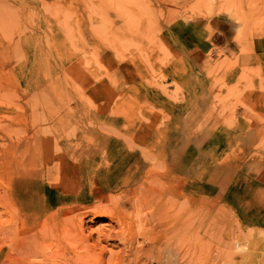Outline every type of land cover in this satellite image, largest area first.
Returning <instances> with one entry per match:
<instances>
[{
  "label": "rangeland",
  "instance_id": "rangeland-1",
  "mask_svg": "<svg viewBox=\"0 0 264 264\" xmlns=\"http://www.w3.org/2000/svg\"><path fill=\"white\" fill-rule=\"evenodd\" d=\"M0 2V18L7 15L9 22L4 20V17L0 20L16 25L10 35V38L15 36L14 42H8L10 38L4 37L11 31L8 30L7 24L2 23L6 26V30L2 27L6 33L0 31V262L3 229L7 227L9 220L12 224L15 222L18 225L16 212L8 201L5 203V174L2 170L4 152L25 153L24 163L19 167L11 187L13 189L14 186H22L23 192L27 195L22 199L12 195L15 206L21 215L23 213L22 217L27 219V225L39 223L42 216L49 215L52 211L56 212L58 220L62 222L61 215L66 217L64 211H68L71 212L68 214L70 217L80 216L83 235L95 240L96 229L99 227L105 230L107 228L117 230V227L112 223L111 226L103 225L109 223L104 217L92 219L88 215L93 209L91 206L94 205L92 200L95 194H105V190L92 186L90 180L94 178L93 176L104 180L106 177L104 175L99 177L96 169L89 171L88 178L79 176V163L92 152L98 155L101 152L107 154L112 150L119 157L133 155L136 159L139 158V165L144 162L146 166L145 171L134 176L131 181L133 170L125 172L129 177L125 175L127 179L123 180L130 183H135L136 179L141 177L137 190L131 191L132 197L129 195L130 192L126 195L122 193L127 198L122 194L112 197V202L116 198L115 202L120 205L124 199H128L125 205L134 210L121 207L124 212L129 210L125 212L129 215L127 218L149 221L154 231L152 234H157L144 244L138 235L139 231L136 232L137 236L132 238L138 237L136 244L139 249L134 244L132 253L137 251L138 255H151V252H154L155 255L162 257L163 249L170 246L169 251H164L174 254L164 255L170 257V264H174V257L177 263L180 258L178 264L188 262L223 264L221 261L216 263L215 257L217 254L220 256V252L217 251L222 245L230 242L229 250L232 251L235 244L243 250L241 259L243 264H264V223L248 219L239 221L237 207H225L221 199L208 196V192L213 191L206 186L209 181V178L206 179L208 168L213 165L217 171L225 169L224 161L227 160L229 143L222 139L225 128L229 129L230 116L239 107L247 110L246 104L251 100L248 95L242 93L243 91L238 90L232 91L234 93L227 94L226 97L219 95L214 98V108L217 107L219 110L217 124L210 129L219 140L210 146V154L214 156L215 161L206 166L204 142L173 141V137L179 131L177 127L175 131V116L182 113L181 110L176 111L173 108L179 107L183 102L181 95L183 84H180L178 77L187 73V67L171 42L175 32L179 31L175 27L194 23H205L208 26L213 18L224 17L236 26L234 43L240 47L242 53H248L251 40L262 35L263 5H247L243 0H0ZM4 4L6 5L3 6ZM13 18L18 21L14 19L15 23ZM1 35L5 38L4 41ZM235 64L236 62L219 64L214 75L210 72L208 80L211 87L218 86V90L227 87V92L230 91L223 72L232 69ZM242 71L238 82L243 83L244 90L247 91L252 78L247 68L243 67ZM202 80L206 81L205 78ZM260 82L264 87V82ZM142 87L149 89L148 96L142 94ZM261 90L264 91L263 88ZM233 98V103H227ZM261 105L264 106V98ZM206 121L203 120L197 133L206 128ZM260 121L264 124V115ZM236 146L233 145L231 151H236ZM195 148L199 150V155L197 159H192V167L189 161L186 164H179L185 157L183 159L170 157L172 149L175 151L182 149L183 155L192 152L195 155ZM257 148L264 151V138ZM47 156L49 161L41 164L42 158ZM107 160L109 161L103 159V163L107 162L104 164L111 168L110 173L113 174L112 169L117 167V165L115 168L112 167L115 160L108 157ZM175 165L181 167L177 168ZM123 169L118 172L122 175H116L113 179L124 176L121 173ZM130 169H134V166ZM83 187L90 193L89 197L83 194ZM177 190L181 193L177 194ZM29 197L32 201H29ZM63 197L71 202L69 204L62 202ZM54 198H58V201ZM133 198L137 199L136 202ZM50 202L54 204L51 205ZM59 202L61 205H58ZM139 205L141 206L137 207ZM169 207L172 209H167ZM83 208L86 211H83ZM78 216L73 217V221L80 220ZM154 219L158 220V223H154L156 222ZM202 230L204 233H201ZM182 231L185 232L184 235ZM172 233L175 235L172 236ZM187 239H191L190 243L187 242L189 244H185ZM200 242H204L202 247L199 246ZM103 244L109 249L116 245L117 248L113 247L114 251H119L122 247L116 241ZM83 248L84 243L78 250ZM158 248L160 250L156 253ZM163 257V261L168 260ZM200 257L203 259L202 262Z\"/></svg>",
  "mask_w": 264,
  "mask_h": 264
},
{
  "label": "crops",
  "instance_id": "crops-1",
  "mask_svg": "<svg viewBox=\"0 0 264 264\" xmlns=\"http://www.w3.org/2000/svg\"><path fill=\"white\" fill-rule=\"evenodd\" d=\"M243 1L247 2V5L264 6V0ZM235 27L232 21L224 17L213 18L208 26L205 23H194L175 27L179 31L175 32L171 42L174 50L185 62L187 73L178 77L180 84H183L181 86L183 102L179 107L173 108V110L182 111L181 115L175 116V131L177 128L179 131L173 137V141L175 143L204 142L206 166H210V163L215 161L214 156L210 154V146L219 140L210 129L211 126L217 124V111L219 110L217 107L214 108V98L219 95L226 97L227 94L236 92L234 90L243 91L244 95H248L251 101L246 104L247 110L237 108L230 116L229 129L225 128L223 131L222 140L229 143L227 160L224 161L225 169L217 171L213 165L208 168L206 179L209 178V181L206 186L207 189L213 191L208 192V196L212 195L213 198L221 199L225 207H237L239 221L248 219L264 223V151L257 148L264 138V124L260 121L261 116L264 115V106L261 105V100L264 98V91L261 88L264 89V87L260 82H264V27L261 30L262 35L251 40L248 53H242L240 47L234 43ZM234 62L236 64L232 69L223 72L225 83L230 87L229 93L227 87L222 90H218V86L211 87L208 80L210 72L214 75L219 64H233ZM243 67L247 68L252 78L247 91L244 90V84L238 82ZM203 78L206 81L202 80ZM148 93L149 89L142 87V94L148 96ZM233 102L234 98L227 101L229 104ZM205 119L207 120L206 128L197 133ZM233 145H237L236 151H231L230 148ZM172 152L173 155H171ZM182 153V149L177 151L172 149L170 157L174 159L185 157L181 163L179 161V164H186L189 161L192 167V159H197L199 150L196 149L195 155L194 152L186 155ZM96 155V152H92L85 156L83 162L79 163V176L90 175L89 171L95 165ZM107 155L115 160V165H117L114 173H110L105 180L95 176L90 180L92 186H97L101 190H106V187L111 185L113 181L111 178L118 176L122 168H124L122 171L124 175L125 172L133 170L130 181L134 176L145 171V163L141 162L139 165V158L136 159L133 155L119 157L112 150L108 151ZM132 166L134 169H130ZM175 166L181 167L180 165ZM84 177L81 178L82 183H84ZM236 183L237 186H235ZM83 189V194L89 197L90 194L84 187Z\"/></svg>",
  "mask_w": 264,
  "mask_h": 264
},
{
  "label": "bare ground",
  "instance_id": "bare-ground-1",
  "mask_svg": "<svg viewBox=\"0 0 264 264\" xmlns=\"http://www.w3.org/2000/svg\"><path fill=\"white\" fill-rule=\"evenodd\" d=\"M3 1V0H2ZM202 1V0H201ZM250 2V0H249ZM256 2V1H254ZM5 3V1H4ZM1 4V2H0ZM6 4H4L3 6H5ZM255 5V4H254ZM45 9V8H44ZM224 9V8H223ZM1 10V9H0ZM12 10V8H11ZM10 10V11H11ZM14 10V8H13ZM17 11V10H16ZM2 12V11H1ZM45 12V11H44ZM58 12V10H57ZM56 12V13H57ZM13 13V12H12ZM16 13V12H15ZM14 13V14H15ZM31 13V12H30ZM59 13V12H58ZM4 14V13H3ZM237 14V13H236ZM16 15V14H15ZM17 16V15H16ZM15 16V17H16ZM237 16V15H236ZM4 17V16H3ZM1 17L0 19H4L7 20L9 22V17L7 15H5V17L3 18ZM8 17V18H6ZM52 17V16H51ZM63 17V16H62ZM12 18V17H11ZM10 18V19H11ZM18 18V17H17ZM30 18V17H29ZM16 20V18H13L12 20ZM63 19V18H61ZM239 19V18H237ZM2 20H0V31L1 32H5L4 29L6 28V26H4L5 24H7L8 30L10 29L11 31L8 34L7 32V36L5 34L4 37L10 38V35H12V32H14L13 30H15L14 26L16 25H11L12 23H4ZM14 22L16 23V20ZM11 21V20H10ZM57 22V21H56ZM2 23H4V25H2ZM21 23V22H20ZM238 23V22H237ZM65 24V23H64ZM18 25V24H17ZM2 27H4V29L2 30ZM6 30V29H5ZM6 33V32H5ZM17 33V32H16ZM3 35V34H2ZM1 35V38L3 39V41L5 40V38H3V36ZM44 36V34H43ZM15 40V36H12L8 42H14ZM74 40V39H73ZM18 41V40H17ZM45 41H47L45 39ZM70 42V41H69ZM16 137V136H15ZM54 143V142H53ZM29 144V143H28ZM55 146H53L54 148ZM31 148V147H30ZM14 151V150H13ZM20 151V150H19ZM54 151V149H53ZM39 152V150H38ZM5 156H4V160L3 161V173L5 174V178H4V184H5V199L6 202L7 201L10 203V205L12 206V208L14 209V211L16 212V216L18 219V225H16V223L13 221L14 219L12 218V222H14V224L11 223V220H9L7 222V227H5L3 229V247H2V258H1V262L0 264H170V257H165L166 254L168 255L169 252L164 253V251H167L169 249V247L167 249H163V255L165 258H168V260L163 261L161 255L159 256L158 254L155 255L154 252H151V255H138L139 253H137V251L132 253L134 244L136 246V248H138V244H136V239L138 238H132L133 236H135L139 231L138 235H140L141 241L142 243L146 244L147 242H149V240L152 239V237L154 238V236H156L157 234L153 235L152 233H154L153 231V227L152 225L149 223V221L143 220V219H137L136 221L133 220L132 218H127L129 217V215L125 212H129V210L127 211L126 208H129L128 206L125 205V201L128 199H124V201L120 204L116 203V198L114 199L115 201L112 202V197H118V195L124 193L125 195L127 194V192H130L129 195L132 197L133 192H131L133 189H136L138 187V185L141 182V177H138L135 181V183H130L128 182V180L124 181L123 179H127L124 176H121L120 178L116 177L115 179H113V181H111V185H109L108 187H106L107 189L105 190V194L100 193L99 195L95 194V198L92 200V202L94 203V205L91 206V208L93 209H89V213L88 215L91 216V218H106L108 219L107 221L109 223L103 224L105 226H111L110 223L115 224V226L117 227V230H115L114 228H111L110 230H105L104 228L99 227V229H96V238L95 240H91L90 237H86L83 235L82 233V220L79 217L80 220L73 221V217H70V215H68V211L65 212L64 209V213H66L67 215H65L66 217H64V215H61L62 217V222H60V220H58L56 212L52 211L50 212V214L47 216H42L41 221L39 223H30L29 225H27L26 220L24 219L23 213L21 215L20 210L15 206L13 197L15 198H20L22 199L23 196H27L26 193L23 192V188L22 186H14L13 189L11 187V183L13 182V179L19 169V167L24 163V159L25 156L23 153L21 152H11V151H6L4 152ZM102 154V155H101ZM98 154L97 158H96V162L95 165H93V169H96L97 171V175L99 177H102L101 175H104V177H107L110 174V167H108L107 165H105L104 163H107V157L108 159L109 156L105 153ZM4 155V154H3ZM104 155V156H103ZM43 160H41V164L43 163H47L49 161V156H47V158L43 157ZM52 159V157H51ZM103 159H106V161L103 163ZM61 160V159H60ZM53 161V160H52ZM2 163V162H1ZM58 163V162H57ZM112 163H115V161H113ZM51 164V163H50ZM64 165V163H62ZM102 164V165H101ZM116 166L115 164L112 165V167ZM1 168V167H0ZM45 168V167H44ZM67 169V168H66ZM116 169V168H115ZM112 169V170H115ZM42 170V169H41ZM108 170V171H107ZM34 172V171H33ZM88 172V171H86ZM23 173V171H22ZM92 173V172H91ZM122 173V172H121ZM61 174V173H60ZM59 174V175H60ZM120 174V173H119ZM63 175V174H61ZM122 175V174H120ZM17 176V175H16ZM93 176V175H92ZM129 177V174L126 175ZM61 177V176H59ZM63 177V176H62ZM56 179H58L56 177ZM63 179V178H61ZM77 179V178H76ZM104 179V178H103ZM75 180V179H74ZM73 180V181H74ZM81 180V179H79ZM90 180V179H89ZM92 180V179H91ZM94 181V180H93ZM57 182V181H56ZM75 182V181H74ZM78 182V181H77ZM42 183V182H41ZM54 183V182H51ZM63 183V182H62ZM90 183V182H89ZM130 183V184H128ZM61 184V183H60ZM82 184V183H81ZM90 185V184H89ZM116 185V186H114ZM175 185V184H174ZM64 186V185H63ZM43 187V186H42ZM179 188V186H178ZM60 189V188H59ZM98 189V188H97ZM161 189V188H160ZM164 189V188H163ZM90 190V189H89ZM88 190V191H89ZM92 190V189H91ZM137 190V189H136ZM93 191V190H92ZM91 191V192H92ZM153 191V190H152ZM156 191V190H155ZM62 192V191H61ZM64 192V189H63ZM67 191H65L66 193ZM175 192V191H174ZM89 193V192H88ZM150 193V192H149ZM161 193V191H160ZM181 193V192H180ZM177 190V194H180ZM81 194V192H80ZM90 194V193H89ZM122 194V196L124 195ZM154 194V193H153ZM157 194V192H156ZM67 195V194H66ZM124 195V196H125ZM151 195V194H150ZM173 195V194H172ZM43 196V195H42ZM70 196V195H69ZM82 196V195H81ZM137 197V196H136ZM152 197V196H151ZM4 198V197H3ZM43 198V197H42ZM45 198V197H44ZM43 198V199H44ZM52 198V197H51ZM81 198V197H80ZM84 198V197H83ZM124 198H127L126 196ZM149 198V197H147ZM160 199V197H158ZM157 198V199H158ZM29 201L32 199L29 197L28 198ZM53 199V198H52ZM55 200H57L58 198H54ZM117 199H121V198H117ZM151 199V198H150ZM4 200V199H3ZM48 202L50 201L49 199H47ZM83 199H79V201ZM117 200V201H119ZM123 200V199H121ZM134 200V198H133ZM137 199H135L134 201L136 202ZM13 201V202H12ZM28 201V203H29ZM43 201V200H42ZM58 201V200H57ZM57 201L56 204L57 205ZM62 202H67L68 204L71 202L68 198L64 199V197L61 199ZM90 201V200H89ZM141 201V200H140ZM150 201V200H149ZM4 202V201H3ZM45 202V201H44ZM53 202V201H52ZM50 202V204L52 203ZM134 202V203H135ZM148 202V201H147ZM171 202V201H170ZM43 203V202H42ZM47 203V202H46ZM45 203V204H46ZM60 203V202H59ZM58 205H61V203ZM63 203V205L65 204ZM74 203V202H73ZM72 203V204H73ZM78 203V202H77ZM128 203V202H127ZM126 203V204H127ZM152 203V202H151ZM49 204V205H50ZM54 204V203H53ZM51 204V205H53ZM83 204V203H82ZM82 204H80L82 206ZM92 204V203H91ZM129 204V203H128ZM168 204V203H167ZM204 204V203H203ZM5 205V204H4ZM44 205V203H43ZM54 205V207H55ZM75 205V204H74ZM77 205V204H76ZM75 205V206H76ZM79 205V208H80ZM150 205V204H149ZM152 205V204H151ZM7 206V205H6ZM73 206V205H71ZM70 206V207H71ZM78 206V205H77ZM87 206V205H86ZM95 206V207H94ZM126 207L124 208L126 211H122L121 207ZM141 205L137 206L140 207ZM48 207V206H47ZM50 207V206H49ZM52 207V206H51ZM57 207V206H56ZM63 207V206H62ZM143 207H145L143 205ZM148 207V206H147ZM11 208V209H12ZM67 208V207H65ZM78 208V211H79ZM84 208L85 205H84ZM83 211H86L84 210ZM89 208V206H88ZM133 208V207H132ZM151 208V207H150ZM162 208V207H161ZM178 208V206H177ZM4 209V208H3ZM12 209V210H13ZM40 209V208H39ZM46 209V206L45 208ZM54 209V208H52ZM123 209V210H124ZM130 209V208H129ZM142 209V208H141ZM149 210V207L147 208ZM160 209V208H159ZM165 210V208H163ZM167 209H172V208H167ZM166 209V210H167ZM11 210V211H12ZM62 210V209H61ZM67 210H72V209H67ZM76 210V209H75ZM131 210V209H130ZM134 210V209H132ZM131 210V211H132ZM46 211V210H45ZM48 211V210H47ZM46 211V212H47ZM82 211V210H81ZM124 212L123 215L122 212ZM146 211V210H144ZM156 211V210H155ZM174 211V210H173ZM48 212V213H49ZM75 212V211H74ZM73 212V213H74ZM159 212V211H158ZM43 213V212H42ZM63 213V214H64ZM85 213V212H84ZM134 214V212H132ZM153 213V212H152ZM156 213V212H155ZM227 213V212H226ZM7 214V212H6ZM25 214V213H24ZM62 214V212H61ZM8 215V214H7ZM15 215V214H14ZM13 215V216H14ZM28 215V214H27ZM44 215V214H43ZM72 215V214H71ZM153 215V214H152ZM174 215V214H171ZM12 216V217H13ZM77 216L75 218H77ZM150 216V215H149ZM148 216V217H149ZM26 217V216H25ZM39 217V216H38ZM134 217V216H132ZM174 217V216H173ZM90 218V219H91ZM34 219V218H33ZM158 219V218H155ZM154 219V220H155ZM175 219V218H174ZM183 219V218H182ZM186 219V218H185ZM183 219V220H185ZM32 220V217H31ZM76 220V219H75ZM105 220V219H104ZM103 220V221H104ZM153 220V219H152ZM176 220V219H175ZM181 220V221H183ZM191 220V219H190ZM193 220V219H192ZM156 221V220H155ZM197 221V220H196ZM153 222V221H152ZM192 222V221H191ZM76 223V224H75ZM154 223H158V220ZM166 223V222H165ZM188 223V222H187ZM186 223V224H187ZM212 223V222H211ZM160 224V223H159ZM169 224V223H168ZM167 224V225H168ZM190 224V221H189ZM102 225V224H99ZM161 225V224H160ZM172 225V224H170ZM182 225V223H181ZM184 225V224H183ZM28 226V227H27ZM155 226V225H154ZM186 226V225H185ZM183 226V227H185ZM114 227V226H113ZM180 227V226H179ZM191 227V226H190ZM155 228V227H154ZM163 228V227H161ZM165 228V227H164ZM182 228V227H181ZM177 229V228H176ZM198 229V228H197ZM196 229V231H198ZM204 229V228H203ZM23 230V232H22ZM156 230V229H155ZM174 230V229H173ZM182 230V229H181ZM177 231V230H176ZM186 231V230H185ZM192 232V231H191ZM190 232V233H191ZM221 232V231H220ZM178 233V232H177ZM183 233V234H182ZM182 235H184L185 232L182 231ZM196 233V232H194ZM201 233H204V231L202 230ZM170 234V233H169ZM168 234V235H169ZM219 234V233H218ZM153 235V236H152ZM175 234L172 233V236H174ZM181 235V236H182ZM192 234H190L191 237ZM137 236V235H136ZM171 236V235H169ZM177 236V235H176ZM53 237V238H51ZM150 238V239H148ZM165 239L167 238L164 237ZM170 238V237H169ZM177 238V237H176ZM210 238V237H209ZM163 239V240H165ZM199 239V237H198ZM198 239H196V241H198ZM233 239H234V235H233ZM82 240H84L85 242H82ZM172 240V239H170ZM170 240L167 242L169 244ZM178 240V239H177ZM191 240V239H189ZM188 239L185 241V244H189L191 241H189ZM231 240V239H230ZM91 241V242H90ZM108 241H116L117 243L121 244V248L119 251H114V248H117L116 245H114L113 247H111L109 249V247H107V245L105 246L104 244L102 245V243L106 242V244L108 243ZM139 241V239H138ZM162 241V240H161ZM189 241V243H187ZM193 241V240H192ZM175 242V241H174ZM177 242V241H176ZM208 242V241H207ZM220 242V241H219ZM222 242V241H221ZM82 243H84V248L83 250H78L79 246L82 245ZM162 243V242H161ZM173 243V242H172ZM202 243L204 244V242H200L201 245H199L200 247H202ZM230 243V242H229ZM229 243L227 244H223L222 247L217 251L220 252V256L217 254V256L215 257L216 263H218L219 261H221L223 264H243L242 259V252L243 250L241 248H239L238 244H235V248L231 250H229ZM237 243V242H236ZM119 244V245H120ZM164 244V243H163ZM166 244V241H165ZM208 244H211L208 242ZM113 245V244H112ZM161 245L160 244V249H161ZM172 245V244H171ZM118 246V245H117ZM141 246V244H140ZM194 246V245H193ZM198 246V247H199ZM164 247V245H163ZM165 247H167L165 245ZM174 246H172L173 248ZM190 247V245H189ZM192 247V246H191ZM206 246H203V248H205ZM214 247V246H213ZM172 248H171V252H172ZM119 249V248H118ZM117 249V250H118ZM132 249V250H131ZM139 249V248H138ZM137 249V250H138ZM156 249V248H155ZM158 248V250L156 251V253L160 250ZM202 249V248H201ZM207 249V248H205ZM216 249V248H215ZM214 250V249H213ZM169 251V250H168ZM204 253V250H201ZM170 252V253H171ZM183 252V251H182ZM200 252V251H198ZM208 252V251H207ZM143 253V252H141ZM173 253V252H172ZM193 253V252H192ZM195 253V252H194ZM201 253V252H200ZM202 253V254H203ZM162 254V252H161ZM184 254V253H183ZM170 256L174 255V254H169ZM180 255V254H179ZM178 255V257H179ZM187 255V254H186ZM185 255V256H186ZM206 255V254H205ZM108 256V257H107ZM184 256V257H185ZM199 256V255H198ZM197 256V258H198ZM163 257V258H164ZM182 257V256H181ZM196 257V256H195ZM202 257V256H201ZM200 257V259H201ZM208 257V255H207ZM204 258V257H203ZM212 258V257H210ZM32 259V260H31ZM172 259V258H171ZM174 259V260H173ZM172 260L174 261V264H178L180 261V258L178 260L175 261V257ZM213 259V258H212ZM244 259V257H243ZM194 260H196L194 258ZM203 259H201L202 262ZM210 260V259H209ZM214 260V261H215ZM187 261V260H186ZM191 261V260H190ZM213 262V260H211ZM211 261H208V263H211ZM242 261V263H241ZM200 262V260H199ZM200 262V263H201ZM194 263V262H193ZM183 264V263H181ZM185 264V263H184ZM189 264V262H188ZM195 264V263H194ZM221 264V263H219Z\"/></svg>",
  "mask_w": 264,
  "mask_h": 264
}]
</instances>
